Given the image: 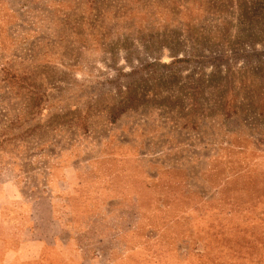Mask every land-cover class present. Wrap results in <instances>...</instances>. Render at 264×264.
<instances>
[{
	"label": "rangeland",
	"instance_id": "obj_1",
	"mask_svg": "<svg viewBox=\"0 0 264 264\" xmlns=\"http://www.w3.org/2000/svg\"><path fill=\"white\" fill-rule=\"evenodd\" d=\"M0 264H264V0H0Z\"/></svg>",
	"mask_w": 264,
	"mask_h": 264
}]
</instances>
